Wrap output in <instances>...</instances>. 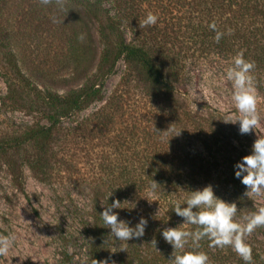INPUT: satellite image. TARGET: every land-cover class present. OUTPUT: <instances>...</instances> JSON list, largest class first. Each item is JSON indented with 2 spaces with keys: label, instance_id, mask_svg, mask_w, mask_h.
Returning a JSON list of instances; mask_svg holds the SVG:
<instances>
[{
  "label": "trees",
  "instance_id": "16d2710c",
  "mask_svg": "<svg viewBox=\"0 0 264 264\" xmlns=\"http://www.w3.org/2000/svg\"><path fill=\"white\" fill-rule=\"evenodd\" d=\"M12 2L0 0V46L4 47L3 59L9 70L4 74L6 100L11 108L38 114L47 121L0 138V155L14 174L16 160L9 152H32L25 156L24 163L40 180L50 177L57 133L77 114L105 100L107 81L121 61L131 69L141 94L151 101L153 117L144 116L147 124L136 121L127 128L129 154H122L125 158L119 170L106 166L107 182L96 187L90 219L82 222L87 264H95V260L98 264L105 260L108 264H170L173 248L161 233L177 226L195 229L181 225L183 218L172 210L189 191L211 185L217 197L237 204L238 221L250 212L246 186L235 177L234 165L240 159L236 146L223 126L207 120L206 132L200 121L204 117L184 106L183 97L188 92L182 83L187 75L184 67L193 59L188 54L192 47L205 57L214 54L228 59L242 52L246 60L255 63L254 74L255 70L264 71V0H60L59 4L52 0L42 5L48 11L49 22L56 26L47 30L57 29L65 35L68 60L75 70L85 67L88 56L96 52L99 55L95 72L64 94L34 85L14 50L6 47L9 43L2 37L3 19ZM148 12L158 13L159 21L150 28H141L140 22ZM212 22L224 32L219 43L209 28ZM81 35L83 40L79 39ZM179 44L185 46L184 51H176ZM201 136L207 138L203 147L194 141ZM221 143L223 146H219ZM152 179L159 184L155 192L149 189ZM113 200L123 203L121 209H114L118 219L130 222V226L141 217L147 220L143 237L126 243L110 236L100 213ZM127 202L135 207L129 209ZM200 243L199 250L206 252L210 261L244 262L230 247H209L207 239ZM66 257L70 258L69 253ZM258 259L253 251V264Z\"/></svg>",
  "mask_w": 264,
  "mask_h": 264
},
{
  "label": "rangeland",
  "instance_id": "374dc122",
  "mask_svg": "<svg viewBox=\"0 0 264 264\" xmlns=\"http://www.w3.org/2000/svg\"><path fill=\"white\" fill-rule=\"evenodd\" d=\"M27 1L13 0L11 10L2 18L5 30L2 37L9 43L6 47L14 50L23 72L34 85L64 94L95 72L99 55L96 52L94 56H88L84 65L87 69L83 66L75 70L68 60L65 35L57 29L47 30L52 25L56 27L46 17L47 9H42L40 0ZM168 32L172 34L170 29ZM131 38L128 35V39ZM177 46L176 51L185 50L183 44ZM196 48L189 50L193 59L190 58L184 67L187 75L182 84L188 92L183 97L186 100L184 106L199 112L200 118L204 117L200 121L204 129L207 128L206 132L207 120L223 126L226 136L230 135V142L236 146L240 161L251 154L257 137L264 136V71L253 72L260 121L255 130L240 134L239 122L233 123L239 113L231 101V83L224 75L235 56L229 55L228 59L214 54L205 57L206 54L201 55ZM3 51L4 47L0 46V138L31 125L47 123L38 114L10 107L4 77L9 70ZM131 72L121 61L107 81L105 100L64 123V128L56 135L50 177L46 181L40 180L24 163L25 156L32 152H9L10 156H15V174L0 155V235L9 232L17 235L16 246L7 257H0V264H87L82 222L90 219L96 187L107 182L109 171L105 170L106 166L119 170L122 158H125L122 154H129L125 143L127 128L136 121L147 124L144 116L153 117L151 101L141 94ZM112 114L115 115L113 119L106 121ZM209 115L215 119L210 120ZM205 139L201 136L194 141L203 147ZM247 198L251 206L249 213L264 207V194L250 193ZM247 243L259 258L255 264H264V227L249 235ZM67 253L70 258L66 257ZM238 263L234 259V263L224 264ZM210 264L223 263L212 260Z\"/></svg>",
  "mask_w": 264,
  "mask_h": 264
},
{
  "label": "clouds",
  "instance_id": "9594fccd",
  "mask_svg": "<svg viewBox=\"0 0 264 264\" xmlns=\"http://www.w3.org/2000/svg\"><path fill=\"white\" fill-rule=\"evenodd\" d=\"M52 0H40L44 6L49 5ZM59 4L60 0H56ZM159 21V14L148 12L140 22L141 28H150ZM56 22L55 18L54 21ZM215 34L217 43L224 36V32L217 30L215 22L209 25ZM79 39L83 40L81 35ZM255 63L244 58L243 53H238L232 58L225 79L231 83V101L239 116L233 122H239L240 134H248L255 130L260 116L257 109V95L253 71ZM181 130L175 136L180 134ZM235 177L246 186L245 195L250 193L257 196L264 194V136L257 137L251 149V154L242 157L234 165ZM159 184L152 179L149 189L155 192ZM112 196L111 194L108 196ZM107 197V199H108ZM134 208L135 204L127 202ZM119 200L104 208L100 216L103 223L110 229V236L117 241L126 242L143 237L147 220L143 217L135 226L130 222L118 219V213L114 209H121ZM183 206V207H182ZM177 216L183 218L181 225L195 226V229L180 226L166 228L162 231L164 240L169 243L173 252L168 259L170 264H210L209 256L201 251V241L207 239L209 247L224 249L230 247L243 261L244 264H253V250L247 237L257 228L264 227V207H260L239 221L237 216L240 210L235 202H227L214 193L211 185L202 189L189 191L186 199L181 202L177 200L172 209ZM17 235L9 232L0 235V257H7L9 251L16 246ZM95 264L98 262L95 260ZM99 264H108V261H100Z\"/></svg>",
  "mask_w": 264,
  "mask_h": 264
}]
</instances>
